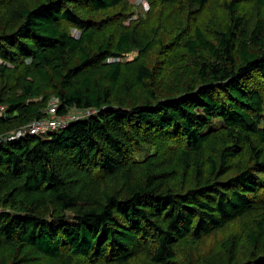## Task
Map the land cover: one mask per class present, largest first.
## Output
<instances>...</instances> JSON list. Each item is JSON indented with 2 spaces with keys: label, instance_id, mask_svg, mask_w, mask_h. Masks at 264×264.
<instances>
[{
  "label": "trees",
  "instance_id": "16d2710c",
  "mask_svg": "<svg viewBox=\"0 0 264 264\" xmlns=\"http://www.w3.org/2000/svg\"><path fill=\"white\" fill-rule=\"evenodd\" d=\"M145 1L132 19L128 0H0V264H185L182 242L228 232L251 251L213 264H264V0ZM171 46L197 60L165 91ZM51 95L93 113L13 136Z\"/></svg>",
  "mask_w": 264,
  "mask_h": 264
},
{
  "label": "rangeland",
  "instance_id": "374dc122",
  "mask_svg": "<svg viewBox=\"0 0 264 264\" xmlns=\"http://www.w3.org/2000/svg\"><path fill=\"white\" fill-rule=\"evenodd\" d=\"M133 6H134V14L132 15V19L137 17V14L140 12H144L148 9V3L145 0H128ZM248 2L243 1L241 5L242 13H247L248 11ZM209 7L206 9V11L203 13L201 17L198 18V21L201 22L204 27L207 25V27H211L214 25L221 24L226 21L227 14L224 8L219 5L213 6L212 9L208 12ZM163 11H160V14H162ZM213 14V15H212ZM126 21L125 23H127ZM165 29L167 30L168 36H165V39H173L175 37L176 31H178V27L171 25L165 26ZM73 34H77L75 30L72 31ZM176 41V40H175ZM172 48V46H171ZM170 48V49H171ZM164 53L161 57H159V54L155 52H150V54L147 56L146 61H148L149 65H152V63L155 60V57L157 56V59L160 61L156 62L155 65V73L156 76L159 78V86L161 90H170V86L175 82L180 74V69H173L174 65H177L181 67V62L184 60H187L185 62H188L192 65H195V62L197 58L191 57L188 58L186 55L182 53L183 49H171ZM131 57L128 56V58ZM111 60H126V58H109L108 61ZM160 67V71H158ZM133 69H127L124 70V74L128 78H131V72ZM123 78H125L123 76ZM175 78V79H174ZM182 83L184 82L181 80ZM119 86H122L115 90V93L122 91V93L116 94L118 97L120 96H126L122 97L130 102H136L141 97V87L135 84H132L131 88L128 91H125L126 84H120ZM169 86V87H168ZM170 94V93H169ZM58 99L55 95H51L48 98L47 105L45 107V112L48 106H51L53 104H57ZM5 105V104H3ZM74 109H69V111H73ZM31 122V121H30ZM28 124V123H27ZM11 133V132H10ZM176 183L175 187L177 189L184 188L190 185H193L196 183V180L194 179L193 175H184L181 179L176 178L174 180V184ZM227 235H221L220 233L216 236H213L209 239L204 240L199 245H196L192 240H186L181 243V246L178 248L179 258L181 261L185 264H187L189 261H192L193 264H213L215 262H224V260L227 258V252L229 250L228 247H230V250L236 255L237 260H243L246 259L249 255V251H251V244L248 239L243 237L234 236L231 234V232L226 233ZM231 238L233 239L231 241ZM227 241V245L224 244V241ZM263 248V247H262ZM195 258V259H194ZM134 264H144L140 261L135 262Z\"/></svg>",
  "mask_w": 264,
  "mask_h": 264
},
{
  "label": "built area",
  "instance_id": "2783aa9c",
  "mask_svg": "<svg viewBox=\"0 0 264 264\" xmlns=\"http://www.w3.org/2000/svg\"><path fill=\"white\" fill-rule=\"evenodd\" d=\"M57 106L58 103L56 105L53 104L48 106L45 116L39 119H34L21 128L16 129L12 132L13 136H20L25 133L46 134L51 131L60 130L66 127L70 122L76 121L93 113V110L90 109H74L73 111H68L64 115H58ZM5 109L6 106L0 103V115L5 113Z\"/></svg>",
  "mask_w": 264,
  "mask_h": 264
}]
</instances>
